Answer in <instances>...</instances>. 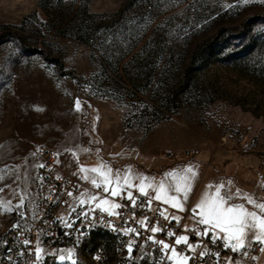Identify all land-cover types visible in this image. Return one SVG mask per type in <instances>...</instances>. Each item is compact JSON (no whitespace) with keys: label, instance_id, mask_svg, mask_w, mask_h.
Segmentation results:
<instances>
[{"label":"rangeland","instance_id":"1","mask_svg":"<svg viewBox=\"0 0 264 264\" xmlns=\"http://www.w3.org/2000/svg\"><path fill=\"white\" fill-rule=\"evenodd\" d=\"M254 16L241 39L247 56L238 54V41L206 52L186 83L198 44ZM262 18L264 0H0V233L12 221L35 218L39 144L56 150L60 170L88 185L97 187L96 179L104 188L92 169H111L113 180L143 184L154 200L161 184L162 196L174 195L187 166H195L182 211L155 200L188 226L199 223L192 206L217 195V184L225 185L220 196L234 193L243 183L236 166L245 164L255 203L244 208L264 216L255 207L264 203ZM195 142L197 158L173 163L160 155ZM203 147L210 160L201 159ZM91 196L84 189L70 202L60 237L41 247L39 264H116L107 231L83 241L74 235L80 213L103 198L81 203ZM233 197L224 205H243ZM258 233L246 229L245 243Z\"/></svg>","mask_w":264,"mask_h":264},{"label":"built area","instance_id":"2","mask_svg":"<svg viewBox=\"0 0 264 264\" xmlns=\"http://www.w3.org/2000/svg\"><path fill=\"white\" fill-rule=\"evenodd\" d=\"M37 169L35 175L36 186V215L32 221H12L2 228L0 233V264H39V259L35 254L37 247L50 246L60 237V231L65 220V209L77 198L84 189L90 191L94 196H108L113 202L120 205L119 208L111 209L112 214L96 204H89L86 207L88 215L81 217L78 227L74 230V235L79 241L86 239L92 232L97 230L107 231L114 240V253L116 264H169L166 259H161L160 245L153 244L148 239L154 236L157 240L174 243V236H169L168 232H174L175 236H189V242L196 246L195 252L190 253L194 259L189 264H217L219 254V264H235L241 260H246L253 264H264V244L258 243L254 239L247 242L244 247L237 252L231 248L223 247V242L218 241L213 244L209 236H197L192 231L193 226L203 229L204 225L193 224L185 232V223L166 218L172 216L161 204L152 198L151 208L147 205L148 198L143 194L133 191L136 204L133 206L124 196L112 197L104 192L103 187L88 185L78 177L60 170L58 166L59 156L56 150L45 145L39 144L35 149ZM201 148L197 146L186 147L183 149L165 148L160 155L173 163L182 162L199 157ZM41 165H43L41 167ZM264 170V166H263ZM71 193V195H69ZM85 210V211H86ZM94 210V212H93ZM165 215H161V212ZM119 213V215H116ZM148 219L143 223L138 221L141 218ZM112 221V224H108ZM127 221V222H125ZM15 225V227H13ZM153 226L164 229L163 232L152 233ZM116 229L134 228L139 232H119ZM83 233V235H80ZM29 241L25 245L23 242ZM135 241L132 253L129 254L126 245L128 241ZM31 249V251H29ZM177 250L185 253L186 245H178ZM205 251L206 254L201 257L199 253ZM244 253H247L246 255ZM104 256L100 257L103 260Z\"/></svg>","mask_w":264,"mask_h":264},{"label":"snow or ice","instance_id":"3","mask_svg":"<svg viewBox=\"0 0 264 264\" xmlns=\"http://www.w3.org/2000/svg\"><path fill=\"white\" fill-rule=\"evenodd\" d=\"M241 3H248L249 0H240ZM75 106L77 108L81 107L80 100L77 98L75 102ZM58 155V153H57ZM58 162V161H57ZM43 165H41L42 167ZM130 167V166H126ZM81 168L84 171H87L84 166H81ZM195 166L188 165L185 171V174L182 175L179 180L176 183L175 186V194L169 195L168 193H164V195H161V191L163 189V184H161L160 188L156 190V196L155 200L161 201L164 200L166 203L172 205L174 208L178 210L184 209V202L188 199V193L190 190V177H195L197 175L196 171L194 170ZM93 172H99L100 176L102 177V183L104 185V192L110 193L112 197L116 196H124L125 190L126 191V199H128L133 206L136 204V199L133 195V191L130 189L132 188H138V191L143 194L145 197H148V191L145 185L140 184L136 185L134 183H131L127 180L123 184L120 183V177L117 175L116 179L113 180L110 173L111 169H109L107 172L101 171L98 168H93ZM86 178V177H85ZM180 181H183L182 183ZM92 184L96 185L97 187L100 186L98 184L96 179L92 180ZM231 182H228V187H230ZM216 193L214 197L211 199H202L200 202L196 203L192 206L191 211L194 213V219L199 218V224L204 225L203 229L200 230L199 228L193 226L192 231L197 236H209V233H211L210 239L212 240L213 244L217 243L218 241L223 242V247L225 248H231L233 252L240 251L244 245H245V235H246V229L250 228H258L259 233L252 238L257 241L258 243L264 244V216L257 215L256 212H248L247 209L244 208L243 205L239 204H228L227 206L224 205L225 200L231 199L232 196L239 194V190L237 189L235 193H229L226 192L225 195L220 196L219 192L221 188H225V185L223 182L220 184H217L216 186ZM71 195V193H69ZM99 193H96L95 196L89 197L88 201H81V203H92L97 200L99 197ZM247 195V194H245ZM255 203V201H250ZM152 204V198H148L147 205L149 209L151 208ZM105 205H109L107 210L109 211V214H112L111 209L119 208L120 205L115 203L114 201L109 203L108 196H104L102 199L99 200L98 207L104 208ZM261 209H264V203H260L258 205ZM196 209H199V212H196ZM94 212V210H93ZM88 215V211H82L80 213L81 217H84ZM116 215H119V213H116ZM161 215H165V212H161ZM173 219L177 222L181 220L180 216H174V217H166ZM148 218L143 217L141 218L139 223L143 224L144 228H147L148 225L143 223ZM127 222V221H125ZM108 224H112V221H108ZM15 227V225H13ZM71 227V225H69ZM188 225H185V232L188 230ZM114 230L119 232H136L137 235H139V232L134 228H128V229H116ZM164 229H159L156 226H153L151 228L152 233L157 232H163ZM221 232L223 235H221ZM80 235H83V233H80ZM169 236H174V243L169 244L167 241L164 240H157L154 236H149L148 239L152 241L153 244L160 245L159 251L161 252V259H166L169 264H189V261L194 259V256L190 253L195 252L196 246L189 242V236L187 234L175 236L174 232L169 231ZM25 245L29 244L28 240H25L23 242ZM135 241H128L126 248L129 252V254L132 253L133 245ZM186 245L185 253H181L177 250L178 245ZM31 251V249H29ZM41 253V248L37 247L35 249V254L37 258L39 259ZM206 254L205 251H201L199 255L203 257ZM245 255L247 253H244ZM217 256V264H219V254H216ZM71 257L69 256V259ZM58 259L63 260L65 259L63 256L58 257ZM153 264H156L154 261Z\"/></svg>","mask_w":264,"mask_h":264},{"label":"trees","instance_id":"4","mask_svg":"<svg viewBox=\"0 0 264 264\" xmlns=\"http://www.w3.org/2000/svg\"><path fill=\"white\" fill-rule=\"evenodd\" d=\"M264 22V18H262ZM257 22L256 16L248 18L243 22V24L240 25V29L237 27H230V26H221L219 29L210 37L205 39L203 42L198 44L191 55L190 62L186 68L185 72V81L186 83L189 80L190 73L193 70L195 64L197 63L198 59L206 52L213 51L214 49H220L223 48L229 44L236 45V43L240 42L242 44V48L238 49V54L244 56V54L247 56L250 53V46L248 44H244L241 39H243L249 30L250 27L253 25V23ZM238 41V42H237ZM23 47L26 50L29 51H37L38 49H33L30 46H26V42L22 41ZM240 45H238L239 47ZM32 49V50H31ZM47 59L50 61H54L61 66V62L57 58H50L47 56ZM114 241V240H113Z\"/></svg>","mask_w":264,"mask_h":264},{"label":"crops","instance_id":"5","mask_svg":"<svg viewBox=\"0 0 264 264\" xmlns=\"http://www.w3.org/2000/svg\"><path fill=\"white\" fill-rule=\"evenodd\" d=\"M190 146H199L198 143H191L189 144ZM207 158H209L208 160H210L212 158L211 154L206 150V148H202V155H201V159L206 160ZM247 164V163H246ZM245 164H243V166H239L237 165L236 167L240 168V176H243V183L241 184L240 182H236L235 184V191L234 193L236 192V190L238 189L239 190V194L237 195H234L233 199L235 202H240L241 204H243V206H246V207H254V203L253 202H250V201H253L252 197H253V191L251 190V186H248L247 184V170L246 168H244ZM230 177V176H229ZM232 179H237V175H233L231 177ZM247 194V195H245ZM255 207H257V209H259L260 211H264V209H261L259 206L255 205ZM168 211V210H167ZM169 212V211H168ZM172 216H175L174 215V212L173 211H170L169 212ZM181 220L183 221V219L181 218ZM184 222V221H183ZM195 224V223H194ZM110 235V234H109ZM221 235H223V233L221 232ZM111 236V235H110ZM112 237V236H111ZM251 240V239H250ZM250 240H248L247 242H249ZM246 242V243H247ZM245 243V244H246Z\"/></svg>","mask_w":264,"mask_h":264}]
</instances>
